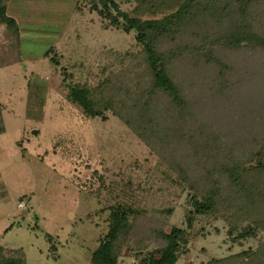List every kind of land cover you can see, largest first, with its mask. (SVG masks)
Masks as SVG:
<instances>
[{
	"label": "rangeland",
	"instance_id": "obj_1",
	"mask_svg": "<svg viewBox=\"0 0 264 264\" xmlns=\"http://www.w3.org/2000/svg\"><path fill=\"white\" fill-rule=\"evenodd\" d=\"M117 3L123 12L136 5L134 0ZM75 6L76 0H10L7 15L15 20L18 32L0 24L4 254H22L25 264H89L107 233L108 207L120 201L145 210L147 221L153 210L170 209L168 217L157 215L167 219V232L170 227L187 230L192 214L193 229L177 264H208L213 258L257 249L264 233L235 242L223 220L194 213L190 193L174 176H166L150 147L118 119L111 114L105 120L87 118L66 101L70 84L96 87L104 80L132 84L143 67L132 57L139 51L133 32L110 27L90 10L88 1L80 2V11ZM251 16L264 22L262 11ZM50 48L54 54L44 56ZM235 52L219 55L234 64L233 79L239 85L225 95V106L213 101L205 107L216 113L214 122L220 119L229 130L248 128L245 105L251 96L258 102L256 109L264 111V55L247 48ZM212 71L198 70V83L210 88L211 95L224 96L227 90L218 94L211 88ZM173 73L183 85L191 69L176 67ZM253 76L246 89L239 88L242 78L248 83ZM34 95L39 100L33 101ZM31 101L37 106L27 115ZM21 202L27 209L18 208ZM156 248L155 243L140 244L132 238L118 264H139L140 254Z\"/></svg>",
	"mask_w": 264,
	"mask_h": 264
},
{
	"label": "trees",
	"instance_id": "obj_2",
	"mask_svg": "<svg viewBox=\"0 0 264 264\" xmlns=\"http://www.w3.org/2000/svg\"><path fill=\"white\" fill-rule=\"evenodd\" d=\"M9 1L0 0V24L16 33V22L7 15ZM87 1L110 27L134 33L139 51L131 55L143 66L142 75L132 84H70L66 101L87 118L105 120L111 114L118 119L150 147L166 176H174L190 193L194 213L223 220L233 241L264 233V111L256 109L258 102L251 96L245 105L248 128L229 130L220 119L213 121L216 113L205 110L213 101L225 106V95L239 85L233 79L234 64L219 52L247 48L264 55V22L251 16L264 14V0H134L131 12L121 11L117 0H76L75 8L80 11V2ZM50 53L52 48L44 56ZM176 67L191 69L186 84L175 77ZM200 69L214 71L211 88L218 94L227 90L224 96L211 95L210 88L198 83ZM253 80L242 78L239 88L246 89ZM34 98L39 100V95ZM33 105L37 103L27 106V115ZM4 133L0 102V136ZM108 209L107 233L89 264H118L132 238L157 245L140 254L139 264H177L193 229L192 214L187 230L170 227L167 232V219L157 215L168 217L170 209L153 210L149 221L147 212L133 203L120 201ZM0 264L25 261L22 254L7 257L0 247ZM208 264H264V240L255 250L213 258Z\"/></svg>",
	"mask_w": 264,
	"mask_h": 264
},
{
	"label": "built area",
	"instance_id": "obj_3",
	"mask_svg": "<svg viewBox=\"0 0 264 264\" xmlns=\"http://www.w3.org/2000/svg\"><path fill=\"white\" fill-rule=\"evenodd\" d=\"M17 206H18L19 209H22V210L27 209V206H26V203L25 202H21Z\"/></svg>",
	"mask_w": 264,
	"mask_h": 264
},
{
	"label": "crops",
	"instance_id": "obj_4",
	"mask_svg": "<svg viewBox=\"0 0 264 264\" xmlns=\"http://www.w3.org/2000/svg\"><path fill=\"white\" fill-rule=\"evenodd\" d=\"M2 136V135H1Z\"/></svg>",
	"mask_w": 264,
	"mask_h": 264
}]
</instances>
